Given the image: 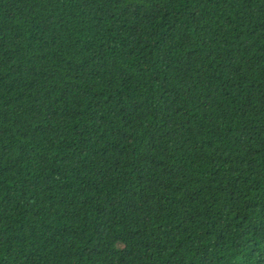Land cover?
<instances>
[{"label":"trees","instance_id":"trees-1","mask_svg":"<svg viewBox=\"0 0 264 264\" xmlns=\"http://www.w3.org/2000/svg\"><path fill=\"white\" fill-rule=\"evenodd\" d=\"M0 264H264V0H0Z\"/></svg>","mask_w":264,"mask_h":264}]
</instances>
